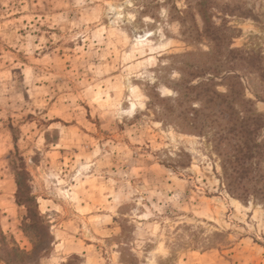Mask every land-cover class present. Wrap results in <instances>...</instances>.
Wrapping results in <instances>:
<instances>
[{"label":"rangeland","instance_id":"obj_1","mask_svg":"<svg viewBox=\"0 0 264 264\" xmlns=\"http://www.w3.org/2000/svg\"><path fill=\"white\" fill-rule=\"evenodd\" d=\"M198 1L0 0V264L46 237L37 264H264L263 205L149 111L151 86L173 95L213 47L179 18ZM210 1L232 47L264 57V0ZM241 76L264 114V80Z\"/></svg>","mask_w":264,"mask_h":264},{"label":"trees","instance_id":"obj_2","mask_svg":"<svg viewBox=\"0 0 264 264\" xmlns=\"http://www.w3.org/2000/svg\"><path fill=\"white\" fill-rule=\"evenodd\" d=\"M211 3L199 0L179 12L184 25L188 21L184 15L189 17L188 33L197 41L209 40L213 45L211 51L190 54L192 59L200 61L184 63V75L180 74L174 86L166 85L173 95H163L157 85L151 86L155 95L150 99L149 111L183 133L204 138L219 159L220 180L228 194L242 202L256 201L264 207V114L248 97L241 76L247 72L264 80V57L232 47L237 31L225 19L220 24L213 20ZM222 8L223 14L234 16L228 11L230 5ZM18 187L21 191L20 180ZM18 203L25 204L20 199ZM30 218L35 223L34 214ZM41 241L30 253L13 250L14 257L21 256L20 264H37L50 248L47 237L43 246ZM14 259H8L6 264H17Z\"/></svg>","mask_w":264,"mask_h":264}]
</instances>
